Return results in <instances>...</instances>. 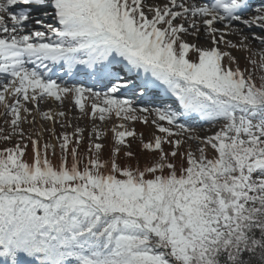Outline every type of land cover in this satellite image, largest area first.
<instances>
[{
	"label": "snow or ice",
	"instance_id": "1",
	"mask_svg": "<svg viewBox=\"0 0 264 264\" xmlns=\"http://www.w3.org/2000/svg\"><path fill=\"white\" fill-rule=\"evenodd\" d=\"M0 118V264H264V0H0Z\"/></svg>",
	"mask_w": 264,
	"mask_h": 264
},
{
	"label": "rangeland",
	"instance_id": "2",
	"mask_svg": "<svg viewBox=\"0 0 264 264\" xmlns=\"http://www.w3.org/2000/svg\"><path fill=\"white\" fill-rule=\"evenodd\" d=\"M258 6H259V5H258ZM228 38H229V39H232L233 41H235V39H236V37H233V36H229ZM258 50H259V49H256V51H258ZM233 54L239 59V61H240V65H241V67H243L244 64H245V61H246V56H247V54H246V53H242V52H234ZM94 90H97V88L94 87ZM97 91H99V90H97ZM122 98H131V97H122ZM56 105H57L56 103H50V104L47 105V108L51 107L52 109L55 110ZM137 106L139 107V106H145V105H143V104H138ZM147 106H149V107H153V106H157V105H147ZM47 110H48V109H47ZM65 110L68 111V116H69V118H72L73 115H74V113H73L72 110H70V105L65 104ZM75 115H78V113H75ZM76 123H77V121H75V120L73 119V124L75 125ZM78 123H79V126H80V127L86 129V131H85V136L87 137L88 133H89L90 130H91V122H90V121H87V120H84V121H79ZM0 127H7V126H5V125L3 124L1 118H0ZM35 127H36V128H39V122L37 123V125H36ZM204 127H205V130H207V129L209 128V125H205ZM24 128H25L26 130L31 131V127H30L29 125H27V124L24 125ZM135 129H136L138 135H139L140 133H144V134H145V139H146V140L148 139V134H149L150 131H151L150 128H148L147 126L141 125V124H136V125H135ZM9 130H10V129H9ZM57 131H58V132L61 131V129H60L58 126H57ZM68 131H71V129H69ZM44 138L47 139V138H48V135L45 134V137H44ZM14 142H15V141H13V143H14ZM42 143H43V141H42ZM5 146H12V145L9 144V143H7V142H5V141L0 140V148H3V147H5ZM133 149H134V150H138L136 144L133 145ZM58 151H59V150L57 149V152H58ZM54 163H55V161H54Z\"/></svg>",
	"mask_w": 264,
	"mask_h": 264
},
{
	"label": "bare ground",
	"instance_id": "3",
	"mask_svg": "<svg viewBox=\"0 0 264 264\" xmlns=\"http://www.w3.org/2000/svg\"><path fill=\"white\" fill-rule=\"evenodd\" d=\"M260 3H261V0H253V4L255 5V6H258V5H260ZM83 78V80L86 82V83H89V85H91V86H94L93 84H92V82L90 81V80H88V78L87 79H84V77L83 76H81V77H79V79H82ZM101 88H99L98 90H100ZM165 99H167L166 97H165ZM47 105L48 104H45V105H42V107L44 108V110H47L48 108H47ZM56 107H57V105H56ZM56 107H55V109H56ZM54 110V109H53ZM2 119V118H1ZM2 122H3V119H2Z\"/></svg>",
	"mask_w": 264,
	"mask_h": 264
}]
</instances>
